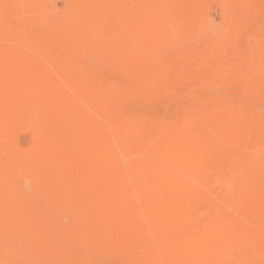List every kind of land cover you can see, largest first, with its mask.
Returning a JSON list of instances; mask_svg holds the SVG:
<instances>
[{"label": "rangeland", "instance_id": "rangeland-1", "mask_svg": "<svg viewBox=\"0 0 264 264\" xmlns=\"http://www.w3.org/2000/svg\"><path fill=\"white\" fill-rule=\"evenodd\" d=\"M41 87L53 88L46 93L47 110L41 109L53 118L55 137L65 132L69 140L88 130L99 136L92 157L78 142H61L55 158L65 164L66 170L58 165L65 177L109 176L111 182L104 199L112 218L102 231L98 217L78 225L80 242L48 250L54 264H264V0H0V90L21 95ZM144 90L151 97L142 98ZM218 114L239 122L234 138L227 139H234L235 149L226 162L215 160L198 194L177 192L181 198L173 205L167 186L181 191L189 178L162 157L176 132L149 139L162 126ZM137 128L146 129L147 137ZM128 135L142 142L128 143L127 155L120 138ZM194 138L206 142L199 134ZM27 140L18 142L30 147ZM111 150L118 163L107 161ZM163 165L175 176L158 183L154 170ZM44 178L46 190L49 185L55 191L47 167ZM247 189L255 207L243 226L255 227L250 238L173 239V227H200ZM38 192L32 187L22 205L53 214L38 230L54 243L45 231L72 220L70 204L53 208L33 197ZM5 199L0 192V264H29L30 227L5 236V224L15 227L20 216L19 206L9 209ZM46 251L35 252L37 264H49Z\"/></svg>", "mask_w": 264, "mask_h": 264}, {"label": "bare ground", "instance_id": "bare-ground-1", "mask_svg": "<svg viewBox=\"0 0 264 264\" xmlns=\"http://www.w3.org/2000/svg\"><path fill=\"white\" fill-rule=\"evenodd\" d=\"M52 91L53 88H48L47 91L44 87L26 88L21 95H17L9 90H0V192L5 194V201H7L6 204H8L9 209L12 205H15L16 207L19 206L18 212L20 211V216L18 218L19 222L16 223L15 227L11 223L5 224V236L7 238L17 237L20 231H25L30 227L27 230V233H30V235L27 236L29 241H26L28 248L26 259L29 264H37L40 258H38L35 252L44 249H46V253H48L45 258L49 261V264H54L50 256L51 253L48 252V250L53 247L66 248L69 243L80 242V236L76 234V230L80 227L78 225L86 224L90 222L91 219L98 217L101 220L100 230L102 231L103 225L112 218L111 211L108 209L109 205L106 204L107 202L104 199L105 196L107 197L106 189H110L109 186L111 182L108 180L109 176H104L106 179L101 177V181L98 179L99 176L93 178L89 174L66 178L63 174V168L66 170L65 164L60 162L59 164L63 166V168H61L56 162L57 159L55 158V154H57V151H60L61 142H66L68 137L65 132H61L59 136L55 137L54 131H52L53 118L51 116L49 117L47 111L41 109L44 108L47 110L48 99L46 93L49 94ZM151 95L152 94L148 93V90H144L140 93L142 98L145 96L151 97ZM38 111L41 113L34 114ZM22 119H24V122L20 121ZM31 119L34 120L32 121ZM116 124L120 126L118 121H116ZM239 127V122L235 117L227 116V118H224L218 114L213 115L212 118L196 116L191 118L190 122L186 124L171 125L170 127L162 126L160 127L162 129L158 131V133L152 134L153 136L150 137L149 141L157 142L158 134L165 132L169 135L170 133L176 132L173 138L166 143L168 147L165 144L167 149L163 152L162 157L178 164V167L185 170L189 177L188 180H186L184 189H181V191L175 187L171 188L167 186L168 189L165 194L170 197V201L173 202L175 199L181 198V196H177V192H179L178 195L191 192L199 193L201 182L209 175V170L214 166L215 160H220L222 163L226 162L229 153L235 149L234 139L231 142H227V139H229L230 136L234 138V135L238 132L236 130H238ZM174 128L177 130L174 131ZM138 129L142 131L143 138L147 137L145 135L146 129L142 130L141 128H137V130ZM87 133L90 134V131L88 130ZM79 134L78 132L72 134L69 140L75 143L78 142L82 152L90 157L94 156L92 152L95 149V143L97 140L99 141V136H90L89 134L83 135V133L82 135ZM195 134L203 136L206 141L205 144L200 140L195 141ZM19 139H23L24 142L28 139L27 141H30L28 143L30 147H22L18 142ZM189 140L193 142L189 143ZM130 142L139 144L142 140H140L138 136L132 137L128 135L125 139L124 136H122L120 138V147H122L124 154L126 153L128 155L129 151L127 145ZM48 143H50V147ZM239 143L241 146L245 144L243 139ZM258 152L261 151L255 152L254 156L258 154ZM114 155L118 157L117 152L111 150L107 161H117ZM201 156L203 163L199 159ZM46 167L48 171L50 169L52 175H54V180L56 181L55 191L51 190L53 186L49 187L48 185V192V189L46 190L44 186ZM154 172L156 177L155 180L158 183L169 181L171 177L175 176L165 165L160 166L154 170ZM125 173L126 172H123V174ZM120 174L122 173L120 172L117 175ZM113 179H115V177ZM206 180L205 183L207 182ZM206 184L209 185L210 181L208 180ZM227 185L231 190L230 192H232L231 194L236 195L238 191L236 185L234 186L233 182H230V180ZM209 186L207 187L210 192L212 188ZM32 187L39 188L38 194L33 197L45 201L46 203L49 202L53 208L57 207L62 201H67L70 204L69 209L71 211V217H73L72 220L66 223L60 220L61 222L59 221L60 223L57 224L54 229L47 228L46 231L44 230L46 236L49 235L55 239L54 243L48 244L49 242L45 240L46 238L44 239L41 237L42 234L39 232L43 223L47 222L48 216L51 217L53 214L50 215L46 213L44 208L43 210L38 209L37 211L40 214H36L32 211L33 209L30 208L32 206L29 207V205H27L28 203L26 206L22 205V203L26 202V199L30 197ZM251 188L253 187L251 186ZM252 196L254 195L251 193V190L247 189L241 194L239 201L237 195V199L232 200L233 203H231L230 206L223 209L217 208L209 219L201 223L202 225H200V227H183V230L181 229V225L173 227L175 230L173 239L182 242L200 241L201 239L208 238H250L252 232H256L252 231V229L256 230L254 229L255 227L253 226L252 229L250 228L251 230L245 229L244 227L246 225L249 226L246 223L250 222L253 218L246 214V212H251L255 209L251 202ZM76 209H78V211H76ZM235 213L238 217H236ZM25 214L26 217L24 216ZM252 215H254V218L258 216L256 215L255 217L254 213ZM260 215L262 214L260 213ZM262 218L260 219L264 220V217ZM261 222L260 220V223ZM113 233L115 235L118 234L116 231H113ZM64 251L66 250L64 249ZM36 259L37 263L35 262Z\"/></svg>", "mask_w": 264, "mask_h": 264}]
</instances>
